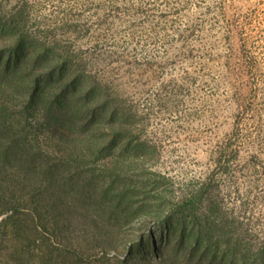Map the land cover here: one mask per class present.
Instances as JSON below:
<instances>
[{
	"label": "rangeland",
	"instance_id": "rangeland-1",
	"mask_svg": "<svg viewBox=\"0 0 264 264\" xmlns=\"http://www.w3.org/2000/svg\"><path fill=\"white\" fill-rule=\"evenodd\" d=\"M26 1L33 7L23 35L34 45L47 36L46 45L77 52L126 115L122 141L141 149L71 159L44 130L28 127L37 137L31 145L68 163L75 182H66V195L54 188L55 199L48 197L34 224L31 188L23 192L8 168L0 189V264H180L172 256L131 253L159 215L201 186L208 191L203 202L214 199L218 214L245 239L261 241L264 0ZM1 92L0 108L6 105ZM74 188L83 189L95 211L79 209ZM52 208L59 213L54 230L45 223ZM162 243L157 239L156 246Z\"/></svg>",
	"mask_w": 264,
	"mask_h": 264
},
{
	"label": "trees",
	"instance_id": "trees-1",
	"mask_svg": "<svg viewBox=\"0 0 264 264\" xmlns=\"http://www.w3.org/2000/svg\"><path fill=\"white\" fill-rule=\"evenodd\" d=\"M32 7L26 0H0V88L6 101L0 108V189L10 175L8 168L14 169L11 174L16 177L15 184L23 192L31 188L30 218L40 224L48 197L55 199L54 188L66 195V182L74 184L75 180L65 170L68 163H55L54 155L44 157L41 149L31 145V139L37 137L28 127L44 130L54 140L53 148L71 159L80 158L83 152L105 156L109 152L139 151L141 147L131 145L130 139L122 141L126 137V115L93 81L77 52L58 51L56 43L46 45L47 36L34 45L23 35ZM61 26L78 24L61 22ZM29 66L32 69L27 71ZM61 169L62 185L55 180ZM207 192L206 186L193 188L182 196L179 206L159 215L155 230L135 245L131 256L141 253L155 259L167 255L179 258L180 264H264V238L257 243L245 239L225 215L218 214L214 199L203 202ZM74 198L84 213L95 211L93 205L87 207L83 189L74 188ZM57 213L51 211L53 219L42 216L53 230L58 228ZM156 231L157 236L153 234ZM157 239L163 242L159 248Z\"/></svg>",
	"mask_w": 264,
	"mask_h": 264
}]
</instances>
